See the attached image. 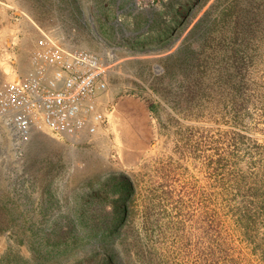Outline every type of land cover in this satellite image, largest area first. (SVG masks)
Wrapping results in <instances>:
<instances>
[{
	"label": "rangeland",
	"instance_id": "rangeland-1",
	"mask_svg": "<svg viewBox=\"0 0 264 264\" xmlns=\"http://www.w3.org/2000/svg\"><path fill=\"white\" fill-rule=\"evenodd\" d=\"M40 30L101 58L104 117L0 115V264H264V0H0V88Z\"/></svg>",
	"mask_w": 264,
	"mask_h": 264
},
{
	"label": "built area",
	"instance_id": "built-area-1",
	"mask_svg": "<svg viewBox=\"0 0 264 264\" xmlns=\"http://www.w3.org/2000/svg\"><path fill=\"white\" fill-rule=\"evenodd\" d=\"M30 65L0 88V111L12 110L8 124L15 136L27 140L38 120L76 143L95 134L103 120L96 99L107 85L101 58L40 30Z\"/></svg>",
	"mask_w": 264,
	"mask_h": 264
},
{
	"label": "bare ground",
	"instance_id": "bare-ground-1",
	"mask_svg": "<svg viewBox=\"0 0 264 264\" xmlns=\"http://www.w3.org/2000/svg\"><path fill=\"white\" fill-rule=\"evenodd\" d=\"M28 19V18H27ZM30 19V18H29ZM16 33V32H15ZM15 35V34H14ZM107 53H109V52H107ZM109 55H110V53H109ZM110 94V93H109ZM105 97V96H104ZM103 96H102V99L104 98ZM100 100H101V97H100ZM110 100V99H109ZM9 113H12V110L11 109H8V110H6L5 112H1V121H2V126H3V128L5 127V128H8V126H7V122H6V117L8 116V114ZM10 117V116H9ZM40 123H43L41 120H38L37 122H36V124H35V126H36V128L38 129V128H40V129H43L44 127H42V126H40ZM44 124V123H43ZM48 136V135H47Z\"/></svg>",
	"mask_w": 264,
	"mask_h": 264
},
{
	"label": "crops",
	"instance_id": "crops-1",
	"mask_svg": "<svg viewBox=\"0 0 264 264\" xmlns=\"http://www.w3.org/2000/svg\"><path fill=\"white\" fill-rule=\"evenodd\" d=\"M107 87V86H106ZM106 92V88H105V90L104 91H102V92H100L98 95H97V99H96V104H97V107H98V109L100 110V111H102V108L104 107V105H102L100 102H99V100H100V97L102 98V94H104ZM103 106V107H102ZM102 113H103V117H104V112L102 111ZM101 126V125H100ZM100 126H98V127H100ZM84 138H86V137H83L79 142H81L82 140H84ZM73 141V140H72ZM75 142V141H74Z\"/></svg>",
	"mask_w": 264,
	"mask_h": 264
},
{
	"label": "trees",
	"instance_id": "trees-1",
	"mask_svg": "<svg viewBox=\"0 0 264 264\" xmlns=\"http://www.w3.org/2000/svg\"><path fill=\"white\" fill-rule=\"evenodd\" d=\"M244 217V216H243ZM245 219H249V216H245Z\"/></svg>",
	"mask_w": 264,
	"mask_h": 264
}]
</instances>
